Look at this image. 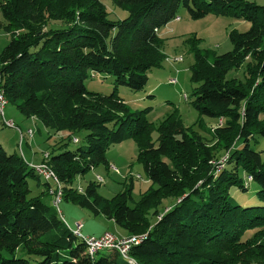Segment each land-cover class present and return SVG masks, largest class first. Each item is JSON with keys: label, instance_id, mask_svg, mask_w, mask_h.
I'll return each mask as SVG.
<instances>
[{"label": "trees", "instance_id": "16d2710c", "mask_svg": "<svg viewBox=\"0 0 264 264\" xmlns=\"http://www.w3.org/2000/svg\"><path fill=\"white\" fill-rule=\"evenodd\" d=\"M112 2L127 17L108 19L100 0H0V30L10 34L0 52L6 102L52 134L67 132L69 139L86 132L84 146L69 150L58 140L41 162L62 184L64 199L113 221L121 236L139 237L128 252L136 264H264V148H255L264 139V5ZM181 5L192 19L215 13L250 24L228 32L232 48L224 53L192 47L190 103L198 115L218 119L208 139L188 129L176 109L155 127L115 93L118 86L145 88L148 71L164 59L159 30ZM95 73L112 77L111 93L86 89L84 79ZM130 138L151 183L138 201L128 188L107 199L95 182L82 192L72 186L96 165L107 166L105 151ZM38 176L0 144V264H131L116 249L90 256L57 208L42 200L48 181L41 194L29 196L27 181ZM250 182L255 203H242L232 192L246 194Z\"/></svg>", "mask_w": 264, "mask_h": 264}, {"label": "rangeland", "instance_id": "374dc122", "mask_svg": "<svg viewBox=\"0 0 264 264\" xmlns=\"http://www.w3.org/2000/svg\"><path fill=\"white\" fill-rule=\"evenodd\" d=\"M100 1L106 7L108 19L116 21L127 17L128 12L117 7L112 0ZM246 1L264 5V0ZM177 17H179V20L172 19L159 30L164 59L160 67L148 71L145 88L141 91H133L125 86H118L115 93L124 99L130 110L141 111V116L152 122L155 127L176 109L188 129L197 132L204 139H208L210 128L218 123V119L198 115L190 103L191 90L196 86L195 83L190 81V67L194 64L192 47L207 49L215 54L224 53L232 48L228 32L233 29L246 31L250 24L247 21L215 13L192 19L182 5L178 8ZM0 21H2L1 14ZM9 40L10 34L1 29L0 52ZM234 74L241 76V70ZM227 76H232V72ZM170 79H173L174 82L170 83ZM83 82L86 89L92 92L108 94L114 90L112 77L109 75L91 74ZM185 95H187V99L184 98ZM3 114L4 119L6 121L11 120L13 126L4 125L0 117V144L8 153L16 152L24 155L29 164H31V161L34 164H40L44 153L50 151L51 146L58 140L68 142L66 149L69 150L84 146L85 131L74 132L70 134L69 139H67V132L52 134L38 119L25 117L11 103H6ZM75 137L78 139L77 143L73 141ZM156 137L157 132L154 131L151 139L154 141ZM255 148L257 150L264 148V139H261ZM138 153L139 148L133 138L115 143L105 151L107 166L104 164L96 165L83 175L76 177L72 186L76 189H84L90 181L95 182L98 185L97 192L107 199L118 196L128 188L130 189V196L136 202L151 185L145 176ZM98 178L103 180L100 182L97 180ZM27 182L30 197L41 194L45 189L43 184L45 180L41 176H38V179L29 178ZM255 189L256 185L250 182L246 194L238 191L232 193L242 203L248 199L249 201L246 203L252 204L255 203L253 200ZM41 198L44 202L53 204L52 194H43ZM129 204H132V201ZM163 206L162 204L160 208ZM56 208L64 222L72 229H74V223H81L82 235H96L104 230H109L111 233L116 232L118 229L121 230L103 216H94L71 198L64 199L62 197ZM100 253L99 251L96 255L99 256Z\"/></svg>", "mask_w": 264, "mask_h": 264}, {"label": "built area", "instance_id": "2783aa9c", "mask_svg": "<svg viewBox=\"0 0 264 264\" xmlns=\"http://www.w3.org/2000/svg\"><path fill=\"white\" fill-rule=\"evenodd\" d=\"M175 20H179V17H176ZM170 83H173L174 80L170 79ZM6 99L4 98L2 91L0 90V117L2 118V122L4 125L12 127L13 123L11 120L6 121L4 119L3 109L6 105ZM74 142H77L76 138H73ZM46 153H44V157H46ZM33 168L37 172L38 175L43 177L44 180L48 181L51 184V189L49 191L50 194L53 195L52 205L56 208L58 202L62 199V184L57 179L55 173L51 170V168L44 162L40 164L33 165ZM98 181H102V178H98ZM79 192H82L81 188H77ZM64 221V220H63ZM66 224V223H65ZM67 225V224H66ZM74 234L82 238L87 246V252L90 256L94 255L96 252L101 251L103 249H116L123 257H127L129 263L136 264L132 258L128 257V252L133 245L137 241L139 237L134 235L131 236H118L110 232H104L99 237L95 236H85L80 232L81 223H74V229H72L69 225H67Z\"/></svg>", "mask_w": 264, "mask_h": 264}, {"label": "crops", "instance_id": "0c3cea01", "mask_svg": "<svg viewBox=\"0 0 264 264\" xmlns=\"http://www.w3.org/2000/svg\"><path fill=\"white\" fill-rule=\"evenodd\" d=\"M31 118H34V117H31ZM35 125L37 126V124L35 123ZM32 142V141H31ZM48 152V151H47ZM23 156V158L25 159V160H27L26 158H25V156L24 155H22ZM32 157V156H31ZM31 164H34V162L33 161H31L30 162ZM34 165H36V164H34ZM109 222L111 221V220H108ZM111 222H113V221H111ZM68 225V224H67ZM82 228V227H81ZM105 231H109V230H104V231H102L101 233H99V234H90V235H86V236H99V235H101L103 232H105ZM80 232H81V230H80ZM114 234H116V235H125L124 234V232H122V230H117L116 232H114Z\"/></svg>", "mask_w": 264, "mask_h": 264}]
</instances>
